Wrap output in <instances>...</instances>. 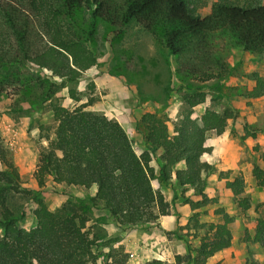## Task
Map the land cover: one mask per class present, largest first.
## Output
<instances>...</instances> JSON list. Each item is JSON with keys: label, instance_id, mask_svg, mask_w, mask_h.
<instances>
[{"label": "trees", "instance_id": "16d2710c", "mask_svg": "<svg viewBox=\"0 0 264 264\" xmlns=\"http://www.w3.org/2000/svg\"><path fill=\"white\" fill-rule=\"evenodd\" d=\"M205 0H0V67L25 66L48 71L56 82L48 91L52 96L82 72L97 63L91 47L96 37V21L114 26L137 22L168 50L169 62L178 63L177 72L209 81L227 67L214 56V40L230 38L235 46L264 56V3L244 4L240 0H217L207 7ZM208 10V13H204ZM172 59V60H171ZM74 96V90L70 89ZM247 97L264 95V81L247 91ZM186 108L169 126L168 117L156 112L142 116L145 148L138 152L122 124L103 112L89 110L90 103L73 107L53 104L54 134L40 149L35 180L40 188L55 185L96 189L91 201L104 209L117 225L147 228L169 212V203L155 189L153 155L161 151L160 175L163 182L175 181L193 188L192 210L216 199L205 193L206 175L213 165L203 161L210 131L223 133L237 117L234 110L218 112L209 108V93L196 89L183 97ZM205 105L200 115L195 110ZM264 162V154L262 155ZM253 175L264 188V167L255 165ZM226 187L236 197L238 208L251 207L244 196L242 177L229 179L220 172ZM21 175L0 135V264H125L129 255L121 248L97 252L95 235L87 229L88 218L63 205L50 210L36 198L37 224L26 229L9 207V193H22ZM27 194V193H25ZM215 214L222 219L210 223L196 247L188 248V259L208 264L217 253L232 245L231 216L223 208ZM198 216V213H195ZM248 242L264 245V218L254 225V234L244 232ZM142 264H167L153 259ZM216 264H221L217 262ZM244 264H258L252 258Z\"/></svg>", "mask_w": 264, "mask_h": 264}, {"label": "rangeland", "instance_id": "374dc122", "mask_svg": "<svg viewBox=\"0 0 264 264\" xmlns=\"http://www.w3.org/2000/svg\"><path fill=\"white\" fill-rule=\"evenodd\" d=\"M205 1L210 7L217 0ZM240 2L257 4L264 0ZM208 12L204 10L205 14ZM95 27L91 47L97 63L52 96H48V91L60 80L48 71L25 66L0 67V135L27 193H9L7 198L9 207L20 217V225L31 229L37 224L36 198H42L50 210L66 205L72 212L86 216L87 229L95 235L100 254L121 248L129 255L125 264H142L153 259L167 264H195L187 257L188 248L199 244L210 223L222 221L215 211L223 208L234 216L230 225L232 245L217 253L208 264H244L250 258L264 264V245L244 238V232L248 230L253 235L256 221L264 218V188L253 175L255 165L264 167V95L258 98L246 95L258 79L264 81V56L238 48L228 37L216 38L214 56L227 68L220 72L219 66L211 63L219 75L202 81L179 74L178 63L169 62L168 50L137 22L114 26L100 20ZM198 88L209 93L210 109L237 113L223 133L210 131L205 142L208 150L202 160L214 167L205 176V193L216 202L211 201L194 212L186 200V197L199 199L192 195L193 188L183 189L175 181H162L160 150L151 162L155 168L153 185L168 201L169 212L147 228L117 225L104 209L92 203L94 187L55 185L51 181L46 187L38 186L34 173L39 152L47 144L46 137L54 134L56 125L53 104L73 107L78 103L76 98L80 100L78 104L90 103L87 109L118 120L141 152L145 148L142 116L148 112L166 116L172 129V123L186 108L184 95ZM205 108L201 104L195 110L201 115ZM220 172H228L231 180L244 179V196L250 200V209L239 210L237 199Z\"/></svg>", "mask_w": 264, "mask_h": 264}]
</instances>
